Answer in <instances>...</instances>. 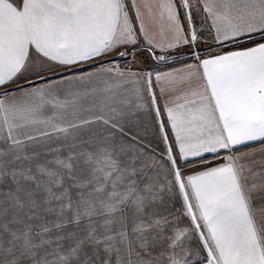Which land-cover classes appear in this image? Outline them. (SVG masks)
Returning a JSON list of instances; mask_svg holds the SVG:
<instances>
[{
	"label": "snow or ice",
	"instance_id": "obj_1",
	"mask_svg": "<svg viewBox=\"0 0 264 264\" xmlns=\"http://www.w3.org/2000/svg\"><path fill=\"white\" fill-rule=\"evenodd\" d=\"M0 264H264V0H0Z\"/></svg>",
	"mask_w": 264,
	"mask_h": 264
},
{
	"label": "crops",
	"instance_id": "obj_2",
	"mask_svg": "<svg viewBox=\"0 0 264 264\" xmlns=\"http://www.w3.org/2000/svg\"><path fill=\"white\" fill-rule=\"evenodd\" d=\"M205 35H207V34H205ZM255 38H259V35H257V36H255L254 37V39ZM240 43H244L243 41H241ZM234 45V44H233ZM210 45H202V47H204V48H207V47H209ZM232 45H230V46H228V47H226L225 49H223L224 51H231V50H236V49H231L230 47H231ZM214 51H220V49L219 48H216V49H214ZM177 56H176V58H179V57H181V56H186V57H188L187 55H186V53H184L183 51H181L179 54H176ZM113 56L114 57H117V56H119L117 53H113ZM175 58V59H176ZM129 60H130V57L128 58V60L125 62V61H118L119 62V64L121 65V67H124V66H126L128 63H129ZM185 62H191L190 60H188V61H185ZM165 63H167V62H161V66H159V68L158 69H156V70H158V71H170V70H172V69H175V68H179V67H181L182 66V63L180 62V63H174L173 65H168V66H164V64ZM151 67H154V62H152L151 60H147V61H145L143 58L141 59V62L137 65V66H135L134 68H133V70L134 71H142V70H149ZM86 70H88V69H86ZM209 158H211L210 156H209Z\"/></svg>",
	"mask_w": 264,
	"mask_h": 264
},
{
	"label": "rangeland",
	"instance_id": "obj_3",
	"mask_svg": "<svg viewBox=\"0 0 264 264\" xmlns=\"http://www.w3.org/2000/svg\"><path fill=\"white\" fill-rule=\"evenodd\" d=\"M177 55H174L169 61H167V63L164 64V66H168V65H173L174 63H180V62H185L190 60L189 57L186 56H181L179 58H176ZM118 61H127L129 57H120L117 56L115 57ZM176 58V59H175ZM153 62V61H152ZM161 66V65H160Z\"/></svg>",
	"mask_w": 264,
	"mask_h": 264
},
{
	"label": "trees",
	"instance_id": "obj_4",
	"mask_svg": "<svg viewBox=\"0 0 264 264\" xmlns=\"http://www.w3.org/2000/svg\"><path fill=\"white\" fill-rule=\"evenodd\" d=\"M259 40H260V37L254 39V41H259ZM243 46H251V42H249L248 44H245V43L234 44V45H232L230 48H231V49H237V48H239V47H243ZM93 67H94V66H93ZM86 69H87V66H86Z\"/></svg>",
	"mask_w": 264,
	"mask_h": 264
}]
</instances>
